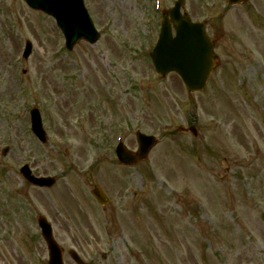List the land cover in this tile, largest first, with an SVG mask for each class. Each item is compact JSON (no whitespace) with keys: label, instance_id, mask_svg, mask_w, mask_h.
Segmentation results:
<instances>
[{"label":"rangeland","instance_id":"rangeland-1","mask_svg":"<svg viewBox=\"0 0 264 264\" xmlns=\"http://www.w3.org/2000/svg\"><path fill=\"white\" fill-rule=\"evenodd\" d=\"M185 2L222 34L219 66L193 95L175 75L154 74L153 0H84L103 33L71 52L52 18L0 0V145L10 144L0 154V264H47L38 215L64 264H75L70 250L84 264H264V0ZM31 107L46 145L30 132ZM190 126L196 136L178 130ZM136 130L159 142L122 166L116 140L136 150ZM25 163L54 177L51 187L24 180Z\"/></svg>","mask_w":264,"mask_h":264},{"label":"water","instance_id":"water-1","mask_svg":"<svg viewBox=\"0 0 264 264\" xmlns=\"http://www.w3.org/2000/svg\"><path fill=\"white\" fill-rule=\"evenodd\" d=\"M32 8L40 9L53 16L66 38V46L69 49L75 45L80 39H85L89 43H95L97 37L82 9L81 0H25ZM230 0L229 4H238L242 2ZM182 2L176 4L175 8L169 11V15L164 17L162 33L157 47L151 53V60L155 67L156 73L161 77H165L170 73L177 74L182 80L186 90L189 93L200 92L205 88L207 79L215 65L216 56L213 54V45L204 33V27L201 25H192L186 15L180 16L179 8ZM176 30V37H170V24ZM36 114V113H35ZM33 114L34 131L39 130V119ZM182 130V129H181ZM185 131V130H183ZM190 132L195 134L194 129L190 128ZM187 132V131H185ZM41 140L45 138L42 132ZM139 144L138 153L133 156L125 152L123 149L119 151V159L122 164H134L138 160L147 157L149 150L156 143L154 140L144 136H137ZM28 181H30L27 178ZM42 181H32L37 185H42ZM52 181L50 182V184ZM97 201L102 204L105 202L98 188L92 192ZM38 225L42 230V236L48 246L50 253L49 264H62L61 251L54 243L50 231L44 219L39 218ZM71 257L78 262L75 255Z\"/></svg>","mask_w":264,"mask_h":264}]
</instances>
